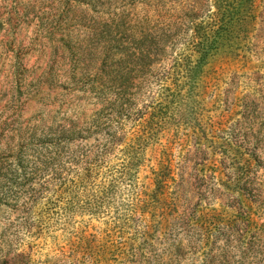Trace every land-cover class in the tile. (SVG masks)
I'll return each mask as SVG.
<instances>
[{
	"label": "rangeland",
	"instance_id": "1",
	"mask_svg": "<svg viewBox=\"0 0 264 264\" xmlns=\"http://www.w3.org/2000/svg\"><path fill=\"white\" fill-rule=\"evenodd\" d=\"M209 4L0 0V264H264V0H256L255 19L237 53L211 62L206 89L187 119H176L145 153L140 178L156 167L162 145L175 167L189 151L186 208L153 228L142 247H123L131 237L127 228L106 238L113 247H74L76 232L102 236L105 224L102 213L91 217L78 205L67 206L71 196L62 182L74 175V155L96 153L108 139V110L65 73L73 67L65 44L102 35L123 40L129 30L139 35L146 16L153 26L172 12ZM149 88H132L122 133L137 125ZM198 133L230 140L236 151L202 140L198 155ZM116 200L104 209L113 211Z\"/></svg>",
	"mask_w": 264,
	"mask_h": 264
},
{
	"label": "trees",
	"instance_id": "2",
	"mask_svg": "<svg viewBox=\"0 0 264 264\" xmlns=\"http://www.w3.org/2000/svg\"><path fill=\"white\" fill-rule=\"evenodd\" d=\"M206 1L210 3L206 10L175 11L153 26L146 16L145 27L137 36L127 27L129 35L123 40L102 35V40L65 44L73 65L65 73L108 110V139L96 153L74 155L69 161L74 175L62 182V190L71 196L67 206L78 205L91 217L102 213L105 224L99 231L104 233L102 236L76 232L74 247H113L106 238L118 228L131 232L123 247H142L153 228L166 224L173 215L179 217L180 207L186 208L189 203V183L183 173L189 151L180 166L175 167L169 147L162 145L156 167H150L149 174L142 178L139 173L145 169L142 166L147 148L156 145L176 119H187L189 106L198 101L199 93H204L211 62L221 54L237 53L249 35L256 0ZM106 33L111 31L106 29ZM150 79L156 81V88L149 86ZM142 86L150 87V100L127 135L122 129L136 93L132 88L138 90ZM197 135L198 155L203 152L202 140H209L213 147L220 144L224 152L228 148L236 151L230 140L219 142L214 137ZM113 156L116 162L111 164ZM213 164L220 165L218 161ZM50 173L55 174L56 169ZM115 200L113 211L104 209Z\"/></svg>",
	"mask_w": 264,
	"mask_h": 264
}]
</instances>
